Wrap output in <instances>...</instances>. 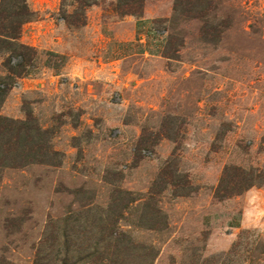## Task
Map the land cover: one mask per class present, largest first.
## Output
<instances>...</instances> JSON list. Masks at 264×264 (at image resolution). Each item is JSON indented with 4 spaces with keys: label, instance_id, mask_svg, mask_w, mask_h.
<instances>
[{
    "label": "rangeland",
    "instance_id": "obj_1",
    "mask_svg": "<svg viewBox=\"0 0 264 264\" xmlns=\"http://www.w3.org/2000/svg\"><path fill=\"white\" fill-rule=\"evenodd\" d=\"M27 2L37 58L0 114L33 129L0 136V264H264V0ZM144 14L158 56L107 28Z\"/></svg>",
    "mask_w": 264,
    "mask_h": 264
},
{
    "label": "trees",
    "instance_id": "obj_2",
    "mask_svg": "<svg viewBox=\"0 0 264 264\" xmlns=\"http://www.w3.org/2000/svg\"><path fill=\"white\" fill-rule=\"evenodd\" d=\"M81 2L84 3V7L88 6L85 0H81ZM127 5L130 9L131 4ZM32 16L33 12L27 0H0V52L10 54L4 62L8 75L7 77L0 75V112L5 97L14 83L17 82V79L29 75V69L36 61L37 50L20 42L23 25L29 22ZM64 19L70 24H75L68 18ZM77 22V25L86 24L84 12L80 17H77ZM13 57L20 58L21 61L18 64H13L11 61ZM13 129L18 130V134L25 129L24 132L28 134V130L33 128H27L25 122L7 119L0 114V136H4L6 132L8 133ZM36 130H38L37 127L34 131Z\"/></svg>",
    "mask_w": 264,
    "mask_h": 264
},
{
    "label": "crops",
    "instance_id": "obj_3",
    "mask_svg": "<svg viewBox=\"0 0 264 264\" xmlns=\"http://www.w3.org/2000/svg\"><path fill=\"white\" fill-rule=\"evenodd\" d=\"M111 38L138 55L158 56L162 54L165 35L154 19L148 15L126 16L108 25Z\"/></svg>",
    "mask_w": 264,
    "mask_h": 264
}]
</instances>
